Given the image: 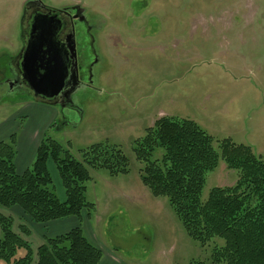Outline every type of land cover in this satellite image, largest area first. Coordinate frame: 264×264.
<instances>
[{
  "label": "rangeland",
  "instance_id": "rangeland-1",
  "mask_svg": "<svg viewBox=\"0 0 264 264\" xmlns=\"http://www.w3.org/2000/svg\"><path fill=\"white\" fill-rule=\"evenodd\" d=\"M28 0H0V53L20 47V18ZM53 8L80 2L96 18L92 88L78 92L65 115L59 107L0 86V141L39 131L82 161V150L106 142L127 158V172L87 167L85 197L95 209L81 224L115 264L211 263L222 241L202 247L190 238L165 197L141 182L134 140L161 116L195 121L214 139L251 147L264 156V0H41ZM0 56V67H8ZM0 74V84L5 78ZM46 106L48 108H46ZM219 150V149H218ZM156 150L154 158L161 155ZM52 190L65 199L48 161ZM31 163L28 168H30ZM237 171L222 159L207 172L201 199L231 186ZM75 220V221H76ZM72 223V222H71ZM69 229V228H68ZM38 234L29 240L37 247ZM110 264V263H109Z\"/></svg>",
  "mask_w": 264,
  "mask_h": 264
},
{
  "label": "trees",
  "instance_id": "trees-1",
  "mask_svg": "<svg viewBox=\"0 0 264 264\" xmlns=\"http://www.w3.org/2000/svg\"><path fill=\"white\" fill-rule=\"evenodd\" d=\"M16 136L0 141V208L18 207L29 221L45 224L66 217L89 218L95 209L85 197L90 179L87 167L104 168L110 175L127 172V158L115 145L95 143L82 150V161L50 137H42L30 168H15ZM133 151L142 163L141 182L155 197H165L187 235L200 246L222 241L211 251V263L264 264V156L250 146L226 138L214 139L195 121L161 116L134 140ZM161 150L154 158L156 150ZM222 159L237 171L231 186L201 193L206 174ZM48 161L54 164L65 199L52 190ZM13 229V218L0 213V264H98L102 252L81 224L67 232L44 237L35 249L24 237L25 224ZM196 264H204L197 262Z\"/></svg>",
  "mask_w": 264,
  "mask_h": 264
},
{
  "label": "flooded vegetation",
  "instance_id": "flooded-vegetation-1",
  "mask_svg": "<svg viewBox=\"0 0 264 264\" xmlns=\"http://www.w3.org/2000/svg\"><path fill=\"white\" fill-rule=\"evenodd\" d=\"M34 21L45 24V29L52 26L55 30L54 51L37 53L35 56L62 57L61 64L64 73L62 88L52 98L35 95L28 85L22 68L23 56H32L27 52V47ZM19 26L20 47L18 51L14 54L0 53V56H8L11 59L8 67H0V74L5 77L7 72L10 74V77L5 78L0 86L29 95L33 102L49 107H59L61 115L64 116L69 106L74 107V99L78 92L92 88L93 67L99 56L96 48V33L102 29L99 28L96 18H89L86 15V9L80 2L53 8L45 5L41 0H28L24 4ZM44 28L41 27V33H45ZM38 89L46 88L39 85Z\"/></svg>",
  "mask_w": 264,
  "mask_h": 264
},
{
  "label": "water",
  "instance_id": "water-1",
  "mask_svg": "<svg viewBox=\"0 0 264 264\" xmlns=\"http://www.w3.org/2000/svg\"><path fill=\"white\" fill-rule=\"evenodd\" d=\"M32 34L28 42L27 52L32 56H23L22 68L26 74V80L35 95L46 98L56 96L62 88V57L61 56H35L37 53L54 51L53 40L55 30L52 26L45 29V24L34 21ZM41 27L45 33H41ZM46 36V37H45ZM47 43V45L44 44ZM41 85L46 89L39 90Z\"/></svg>",
  "mask_w": 264,
  "mask_h": 264
},
{
  "label": "crops",
  "instance_id": "crops-1",
  "mask_svg": "<svg viewBox=\"0 0 264 264\" xmlns=\"http://www.w3.org/2000/svg\"><path fill=\"white\" fill-rule=\"evenodd\" d=\"M48 107L46 106V108ZM41 139L42 136H39V131L37 130L33 133H31V131H26L22 133L21 136L17 139L16 156L14 162L16 172L18 174H22L26 169H28L30 163L34 158L35 150ZM0 213L5 216H11L13 218V229L15 232L19 233L18 227L21 224H25L29 228L30 235L24 237L27 241H29L32 236H36L38 234L39 238L37 241V246L43 242L44 237H50L65 233L69 229L77 225L76 218L72 216L60 220L51 221L45 224H36L29 221L18 207L0 208ZM109 263L115 264L111 260H103L102 258L98 264Z\"/></svg>",
  "mask_w": 264,
  "mask_h": 264
}]
</instances>
